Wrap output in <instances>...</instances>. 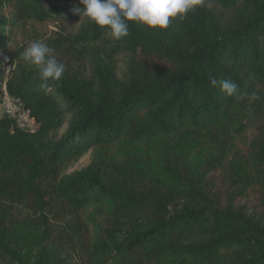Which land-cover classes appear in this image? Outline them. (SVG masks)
I'll use <instances>...</instances> for the list:
<instances>
[{
	"label": "trees",
	"instance_id": "obj_1",
	"mask_svg": "<svg viewBox=\"0 0 264 264\" xmlns=\"http://www.w3.org/2000/svg\"><path fill=\"white\" fill-rule=\"evenodd\" d=\"M75 7L0 0V52L53 27L79 65L46 87L16 54L0 69L37 124L0 120V264H264V0H204L120 40Z\"/></svg>",
	"mask_w": 264,
	"mask_h": 264
},
{
	"label": "clouds",
	"instance_id": "obj_2",
	"mask_svg": "<svg viewBox=\"0 0 264 264\" xmlns=\"http://www.w3.org/2000/svg\"><path fill=\"white\" fill-rule=\"evenodd\" d=\"M204 3V0H79L82 7L73 10L91 22L106 28L115 40L127 37L129 22L149 29L165 30L173 19L184 18L190 11ZM23 61L38 69L42 86L48 81L58 82L65 72V65L58 62L54 49L42 40L28 44L22 53ZM210 84L218 87L227 97L238 93V85L230 79L210 76Z\"/></svg>",
	"mask_w": 264,
	"mask_h": 264
},
{
	"label": "rangeland",
	"instance_id": "obj_3",
	"mask_svg": "<svg viewBox=\"0 0 264 264\" xmlns=\"http://www.w3.org/2000/svg\"><path fill=\"white\" fill-rule=\"evenodd\" d=\"M80 23L72 25L68 33H74L76 30H78ZM56 31L55 28L49 27V28H40L35 27L34 31L25 33L23 37V41H17L18 38L20 39L21 36H18L17 28L12 32L10 39H9V47L7 51L0 52V69L5 70H12L14 64H16L15 61V54L18 55V58H22L23 50L28 44H30L33 41L36 40H42L48 44L49 47L54 49V55L56 59H58L61 63L64 65H68L69 68H74L75 70H78V62L75 57V54L73 55L71 49L69 48V44L66 42H63L62 45L56 46L53 44V40H56L57 37L53 36V33ZM167 146H172L173 143L168 142L165 144ZM142 148V146H140ZM94 158V153H90L86 155L85 157L81 158L78 162L74 163L66 172H72L75 170H80L84 167H87ZM87 213H90L87 211ZM53 225L55 229L59 230H67L68 231V225H72L71 219L69 217H63L59 213L58 216L55 215L54 219L52 220ZM69 254L71 253L70 248H68ZM80 254V251L78 252ZM77 257V256H76ZM78 259L85 260V256H79Z\"/></svg>",
	"mask_w": 264,
	"mask_h": 264
},
{
	"label": "built area",
	"instance_id": "obj_4",
	"mask_svg": "<svg viewBox=\"0 0 264 264\" xmlns=\"http://www.w3.org/2000/svg\"><path fill=\"white\" fill-rule=\"evenodd\" d=\"M11 70H5L6 75ZM7 118L14 123L16 129L21 132L32 134L37 130V124L32 118L30 111L25 109L19 98L12 97L3 84L0 96V120Z\"/></svg>",
	"mask_w": 264,
	"mask_h": 264
}]
</instances>
